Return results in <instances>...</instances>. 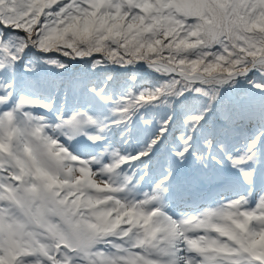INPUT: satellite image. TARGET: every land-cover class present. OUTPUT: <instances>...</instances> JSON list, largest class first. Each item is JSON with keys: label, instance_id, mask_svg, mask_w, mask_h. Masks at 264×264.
I'll list each match as a JSON object with an SVG mask.
<instances>
[{"label": "snow or ice", "instance_id": "snow-or-ice-1", "mask_svg": "<svg viewBox=\"0 0 264 264\" xmlns=\"http://www.w3.org/2000/svg\"><path fill=\"white\" fill-rule=\"evenodd\" d=\"M0 264H264V0H0Z\"/></svg>", "mask_w": 264, "mask_h": 264}, {"label": "trees", "instance_id": "trees-1", "mask_svg": "<svg viewBox=\"0 0 264 264\" xmlns=\"http://www.w3.org/2000/svg\"><path fill=\"white\" fill-rule=\"evenodd\" d=\"M65 63L68 64L70 73L83 72V71H85L86 68H88V66L85 64V62L83 60H80V63L76 66H73V64L71 63V60H65ZM116 71L117 72H123L122 69H117ZM243 85H245V84L243 83L241 85V87H243Z\"/></svg>", "mask_w": 264, "mask_h": 264}, {"label": "rangeland", "instance_id": "rangeland-1", "mask_svg": "<svg viewBox=\"0 0 264 264\" xmlns=\"http://www.w3.org/2000/svg\"><path fill=\"white\" fill-rule=\"evenodd\" d=\"M243 84V82L241 83V85ZM247 85H243V87H246Z\"/></svg>", "mask_w": 264, "mask_h": 264}]
</instances>
